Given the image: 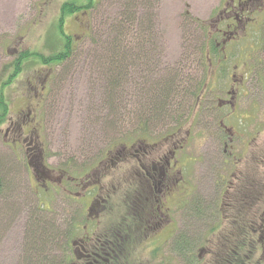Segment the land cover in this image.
Returning <instances> with one entry per match:
<instances>
[{
	"label": "rangeland",
	"instance_id": "rangeland-1",
	"mask_svg": "<svg viewBox=\"0 0 264 264\" xmlns=\"http://www.w3.org/2000/svg\"><path fill=\"white\" fill-rule=\"evenodd\" d=\"M89 1L0 0V66L11 59L4 56L7 48L19 51L18 56L35 53L50 57L63 50V33L77 43L71 58L62 65L44 66L41 59L31 55L21 66L22 97H16L18 105L22 103L24 107L25 102L31 100L29 80L34 79V75L38 78L42 73L49 78L32 133H21V149L14 150L8 145L12 137L6 140V129L14 120L8 118L0 127V264H31L35 255L30 253L29 246L34 242L32 238L38 225V221L33 220L35 215L44 220L42 224L47 231L52 225L55 232L61 234V240L53 248L48 246L47 252L43 250L42 258L50 256L49 260H55L53 264H63L69 256L70 262H76L68 245L72 238L69 241L67 238L73 232L71 224L77 225L81 218L83 223L87 221L86 204L93 196V190L84 191L82 182L100 180L102 193L109 199L105 211L109 217H104L103 224L120 216L125 192L129 198L136 196L132 184L137 179V159L131 155H136L137 146L150 149L156 145L159 153H163L182 145L176 155L182 168L179 177L182 182L190 183L193 206L201 212L206 209L203 208L205 195L210 203L217 194L218 180L223 173L231 171L239 178L259 181L264 172L261 165L264 158V0H138L135 8L132 6L135 0H102L88 14L66 16L61 33V7L70 2L86 5ZM134 12H137L136 20L128 40L135 36L145 41L140 47L149 66L141 67L143 63L139 60L130 62L125 102L121 104L125 110L115 115L113 112L119 106L112 105L109 96H105L108 85L100 63L109 56L108 49L106 52L104 49L111 41L109 27L114 18L121 15L129 24L128 19L134 17ZM235 17L238 22L234 21ZM219 19L223 21L224 31L227 25L233 26L228 31L232 35L228 36V45L222 46L223 40L214 34ZM207 37L211 41L216 39L218 48L216 53L210 54V61L228 58L214 94L209 92L211 87L208 86L213 83L214 70L208 67L204 70L206 62L201 60ZM178 68L191 75L195 85L205 81L203 87H209L205 100H208L207 107L213 110L202 108L199 111L198 101L189 100L180 107L183 111L165 127L151 130L146 139H134L141 134L135 133L136 128L132 127L136 123V112L144 102L141 89L147 91ZM140 75L145 81L140 80ZM233 75L236 83L244 80L236 108L238 116L226 122L234 137L219 129L218 123L227 112L219 111L215 101L222 98V90L230 86ZM28 115L25 112L20 120L25 125L29 122ZM230 137L233 139L225 153L224 143H228ZM130 139L134 141L129 142ZM124 141L129 144L126 154L122 152ZM120 153L126 157L120 158L122 162L116 160ZM30 159L51 170L52 189L45 191L38 187L29 174L32 172ZM72 178L76 180L71 181ZM61 179L65 180L71 195L57 188ZM78 193L81 198L76 199ZM43 207L50 209L46 212ZM177 209L179 222L187 224L184 204ZM259 224L261 221L177 228L174 237L167 242L164 240L167 229L161 231L162 235H156V241L154 236L146 240V235H140L133 244L132 261L134 264H221L229 249L228 237L234 238L240 233L235 232L237 227L253 231ZM76 246L81 251L79 245ZM246 255L254 257L255 264H264V254Z\"/></svg>",
	"mask_w": 264,
	"mask_h": 264
},
{
	"label": "flooded vegetation",
	"instance_id": "flooded-vegetation-1",
	"mask_svg": "<svg viewBox=\"0 0 264 264\" xmlns=\"http://www.w3.org/2000/svg\"><path fill=\"white\" fill-rule=\"evenodd\" d=\"M235 18L234 21L238 22L237 17ZM222 25L223 21L217 20L215 27L218 28L215 30V34L223 40V46L228 45L227 41L230 40L228 36H232L228 31L233 26L227 25V30L224 31ZM4 54V56H9L11 59L5 66H0V127L4 124V120H8V118L14 120V122L10 121L11 126L7 127L5 133L7 134V141L12 137L11 144L8 145L12 146L14 150H18L21 149V133H24L22 131L32 133L31 131L35 127V116L47 91L46 82L49 76L41 73L40 77L37 78L34 75V79L29 80L32 97L29 102H25L24 108L22 103L18 105L17 100L22 97L19 89L21 78L19 77L23 73V70H19V51L7 48ZM227 60L228 58L225 56L224 61H209L204 65L206 69L209 67V70H214L211 79L213 83L212 85L208 84L211 87L209 92L212 94L217 92L216 82L219 75L222 74L224 64L228 62ZM236 68H238L237 65H235V70ZM233 77L234 75L231 78L232 81L228 83L230 86L222 90V98L215 100L218 102L216 103L217 109L227 112L218 123L219 129L224 133L229 132L231 136L234 134L226 122L231 118H237L236 108L241 88L244 86V80L236 83ZM208 86L201 89L200 96L197 99V109L199 111L202 108L208 111L213 110L211 106L207 107L208 100H205L209 90H207ZM212 102L214 101H210V104ZM25 112L29 113V122L26 125L20 121ZM233 137L229 138L228 143H224L226 145L225 153H227ZM181 146H175L174 150L163 151V153H159V148L156 145L149 147L150 149L143 148L144 146H137L134 149L136 155L132 154L131 156L137 159V165L135 166L137 179H135L132 186L136 190V196L129 198L127 192H125L121 200L123 206L121 215L110 219L109 223L103 224L104 217H109L105 213L109 199H106L102 193L100 180L83 181L85 192H88L89 189L93 190V196L86 204V216L89 217L85 223L81 218L82 220L79 219L77 225L75 223L71 224L73 228L71 230L74 231V234L71 237L69 236V239L72 238V242L70 241L68 245L71 249V257L74 255L77 261L72 260L70 262L69 256H67L63 264H134L132 261L133 244L135 238L140 235H146V240L154 236L153 239L156 241L157 236L162 235L161 231L167 229V234L164 237L165 242H167L174 237L177 228L261 221V224L257 225V228L253 231H243L242 228L237 227L235 232L239 231L240 233L235 235L234 238H232L233 236L228 237L229 249L221 262V264L257 263L253 259L254 257L251 258L246 253L252 255L264 254V172L260 175V182L257 179L249 180L247 177L239 178L231 171L223 173L218 180L219 189L217 194L210 203L209 198H206L205 195L203 203L205 206L203 208L206 209L201 212L193 206L194 203L190 197L192 192L190 183L188 181L182 182V177H179L182 174V168L180 169V162L176 160V155L178 153L177 149L180 150ZM122 152L126 154L128 151L123 148ZM228 156L234 158L233 155ZM120 158L126 157L120 153L116 160L122 162L123 160ZM237 163L238 161H235V164ZM28 164L29 170H32L29 174L38 183V187L43 188L45 191L52 189L50 185L53 182V176L50 174L51 170L39 161L36 165L30 159ZM224 164H227V160ZM261 165L264 167V158L261 160ZM75 180L76 178L71 179V181ZM67 181H70V178ZM59 184L58 189H64L65 193L68 192V195H71L65 180L61 179ZM80 196L81 193H78L76 199H79ZM182 204L187 210L185 216L188 219L187 224H181L177 217V207H182ZM49 209V207L44 208V211L47 212ZM75 238L80 239L76 241ZM68 245L66 246L68 247ZM76 245H79L81 251L76 248Z\"/></svg>",
	"mask_w": 264,
	"mask_h": 264
},
{
	"label": "trees",
	"instance_id": "trees-1",
	"mask_svg": "<svg viewBox=\"0 0 264 264\" xmlns=\"http://www.w3.org/2000/svg\"><path fill=\"white\" fill-rule=\"evenodd\" d=\"M101 1L102 0H90L88 4L81 6L77 5L74 2L64 4L60 10L61 17L59 23L61 33H63V24L66 16H77L81 13L88 14L89 12H92L94 9H96L100 5ZM137 4L138 0H135L132 6L135 8L137 7ZM136 14L137 12H134V17H130L131 19H128L129 21H131L129 24H126L121 19V15L114 18V21L109 27V36L111 38V41H109V46L104 49L105 52L108 49L106 53L109 56L100 63V68L102 69V71L104 70L103 73L106 78L105 81L108 85V91L105 96H109L108 100L112 105H114L115 103L119 106L117 111L113 112L115 115L120 113V111L125 110V108L121 106V104L122 102H125L124 90L128 86V80L130 78V62H132L133 60H139L138 62L143 63L141 67L148 68L149 66H147V61L142 55L143 48L140 47L142 43L144 44L145 41H140V37L135 38V36L132 37L130 41L128 40V38H130L131 29L134 27L133 21L136 20ZM63 35L65 37V46L63 50L57 53H53L50 57L38 55L35 53H24L19 56V70H22L21 66L23 62L28 60L31 55L37 57L38 59H41L44 66H50L51 64L59 66L62 65L63 62L69 60L75 50L74 46L77 43L72 37L67 36L65 33H63ZM215 36L218 35L215 34ZM208 39V44L202 48L201 53V60H204V62H209L211 60L210 54H214L218 50L215 44L216 39L212 41L210 38ZM133 43H135L136 45L132 48L130 47V45H133ZM147 68L146 70H148ZM205 69L206 67H204V70ZM143 78L144 77L140 75V80L145 81ZM204 84L205 81L203 80V82H201L200 84L195 85L193 77H191V75L186 73L183 69L178 68L170 71L167 76H165L160 80V82H158L157 85H155L154 87L152 86L147 91L145 89H141V95L143 96L144 102L136 112V123L132 125V127L136 128L135 133L141 134L133 138L139 141L141 139H146L150 135L151 130L162 125L165 127L168 122L172 121L177 116V114L183 111L182 108H180L182 104L184 106L185 102H188L189 100L196 103ZM130 141L133 142L134 140L130 139L129 142ZM128 145L129 144L124 141V148L128 147ZM38 216L35 215V219H33L34 221H38V225L35 228L36 230L34 231L32 238L34 242H30L29 246L30 253L35 255V258L30 260V263L53 264V261L55 263V260H49L50 256L43 259L42 252L43 250L44 252H47L46 248L48 246H50V249L53 248L61 240V234L56 233V228H54L52 225H50L52 229L47 231L46 225L44 226V224H42L44 220L39 218ZM73 234L74 231L70 232L69 236L71 237ZM28 235L29 240L30 230ZM67 239L69 240V237Z\"/></svg>",
	"mask_w": 264,
	"mask_h": 264
}]
</instances>
